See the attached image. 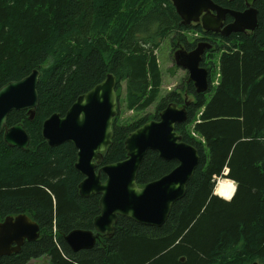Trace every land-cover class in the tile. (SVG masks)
Instances as JSON below:
<instances>
[{
    "label": "trees",
    "instance_id": "16d2710c",
    "mask_svg": "<svg viewBox=\"0 0 264 264\" xmlns=\"http://www.w3.org/2000/svg\"><path fill=\"white\" fill-rule=\"evenodd\" d=\"M256 8L259 23L252 35L215 42L212 54L203 58L201 65L211 73L209 91L196 94L192 83L182 84L181 93L193 99L185 105L187 121L175 131L196 148L199 163L165 223L151 227L119 217L111 237L73 252L63 237L91 228L99 196H79L76 150L70 143L48 147L42 122L54 113L63 116L107 74L116 79L118 111L122 82L126 109L145 110L161 86L153 47L175 31L172 45L191 50L195 42L186 35L202 31L182 26L169 0H0V88L40 72L34 119L14 111L6 120L9 127L23 123L28 149L10 148L0 135V221L26 214L40 233L18 253L0 257V264H31L44 257L47 264H264V0ZM215 53H220L218 63ZM216 64L218 83L212 85ZM182 94L168 93L152 117L124 124L117 116L102 164L124 160L126 136L157 119L168 103L183 105ZM197 117L193 131L200 139L190 134ZM176 165L148 151L136 183L143 186ZM218 177L235 183L230 201L213 195Z\"/></svg>",
    "mask_w": 264,
    "mask_h": 264
},
{
    "label": "water",
    "instance_id": "95a60500",
    "mask_svg": "<svg viewBox=\"0 0 264 264\" xmlns=\"http://www.w3.org/2000/svg\"><path fill=\"white\" fill-rule=\"evenodd\" d=\"M256 0H244L247 9L232 12L215 5L211 0H171L180 24L197 23L202 13L204 31L223 37L252 32L258 26ZM216 11L211 15L209 11ZM234 21L222 30L226 14ZM212 46L197 43L194 49L180 48L174 52L177 67L187 71V83L195 93L209 90L208 71L201 61L205 50ZM40 72L35 69L18 81H10L0 88V135L10 148L26 151L29 135L22 123L9 127L7 117L14 111H26L28 120L34 119L38 106L37 86ZM116 79L107 74L105 79L84 94L79 95L61 116L54 113L41 124L40 134L49 147L70 143L76 150L73 165L83 180L77 185L80 197L99 195V214L93 219V231L73 230L63 237L73 251L92 249L98 235L111 236L118 217L151 227H161L167 220L175 201L182 198L188 181L199 163L196 148L181 140L175 131L177 124L185 123L188 115L184 106L169 103L150 120L130 132L123 145L126 158L102 165V153L111 145L113 119L117 115ZM148 151L165 161H175L176 167L151 182L138 186L136 176ZM105 180L101 181V175ZM38 225L24 214L6 217L0 222V257L18 253L24 242L37 239Z\"/></svg>",
    "mask_w": 264,
    "mask_h": 264
},
{
    "label": "rangeland",
    "instance_id": "374dc122",
    "mask_svg": "<svg viewBox=\"0 0 264 264\" xmlns=\"http://www.w3.org/2000/svg\"><path fill=\"white\" fill-rule=\"evenodd\" d=\"M178 32L172 31L168 32L166 38L163 40H160V44H157L155 48L153 47V55L155 56L157 60V65L161 72V86H160V92L158 95V98L156 101H154L148 108H146L143 111H132L126 109V83H121V88L118 91V95L121 100V109L118 111V116L120 122L124 124H131L135 122L138 118L142 117H152L156 112V107L158 102L163 99L168 93L170 92H177L179 93L181 91V87L183 82H186L187 73L175 66L174 60H173V52L175 49H177L179 46H177V43L173 46L170 42L171 39L173 40L175 34ZM191 34H194V32H191ZM188 37H191V35H188ZM216 41V40H215ZM217 45L221 44L220 41H216ZM150 45L147 44V47ZM214 61L216 63L219 62V53H215L214 55ZM190 97H188L189 99ZM198 117L194 120L196 121ZM191 134V130H190ZM192 136V134H191ZM193 137V136H192ZM194 138V137H193ZM228 170L226 169L225 172ZM219 179H216V188L218 191V194L221 193V188L224 182L218 181ZM49 263V262H48ZM33 264H46L45 258H40V260L33 261Z\"/></svg>",
    "mask_w": 264,
    "mask_h": 264
},
{
    "label": "flooded vegetation",
    "instance_id": "af4514ba",
    "mask_svg": "<svg viewBox=\"0 0 264 264\" xmlns=\"http://www.w3.org/2000/svg\"><path fill=\"white\" fill-rule=\"evenodd\" d=\"M215 5L219 6L220 8L222 9H226V10H230L232 12H236V13H242L244 12L247 7L245 5V2L244 0H223V3H217V1L215 0H211ZM259 0H256L255 3H254V8L257 10L256 8V3L258 2ZM236 3V7H228L230 4L232 3ZM211 15H216V11L212 10V11H209ZM258 12V10H257ZM257 18H258V14H257ZM201 20V19H200ZM258 21H259V18H258ZM233 22V19L232 17L227 13L225 16H224V19L222 20L221 22V27L220 29L222 30L225 26H227L228 24L232 23ZM259 23V22H258ZM197 26L196 27H199L200 29L202 28L201 27V22L198 20V23L196 24ZM192 31V30H191ZM201 33H194V34H191V33H188V35H191V39L193 41V43H209L211 44L212 46L213 43H215V39H218V41H220L222 43V41H224V39L228 38V37H232L233 35H238V34H243V35H246V36H250L253 34L254 31H252L251 33H237V34H231L229 35L228 37L224 38V37H221L218 33H214V32H205L201 29ZM206 36V38H202L203 36ZM215 38V39H214ZM179 43V42H177ZM211 53V50L208 51L207 53L204 54V57H206L207 55H209ZM99 214V212H98ZM97 214V215H98ZM13 215H16V214H12V215H7V216H13ZM6 216V217H7ZM6 217H4L0 222H2ZM90 231H93V225L91 226V228L89 229ZM102 239H104L103 237H100L97 241V243L101 242ZM33 264V262L31 263Z\"/></svg>",
    "mask_w": 264,
    "mask_h": 264
},
{
    "label": "bare ground",
    "instance_id": "6f19581e",
    "mask_svg": "<svg viewBox=\"0 0 264 264\" xmlns=\"http://www.w3.org/2000/svg\"><path fill=\"white\" fill-rule=\"evenodd\" d=\"M207 44H209V43H207ZM209 45H211V44H209ZM212 46V45H211ZM46 142V141H45ZM47 143V142H46ZM49 147V146H48ZM50 148H53V147H50ZM222 190H221V193L220 194H218V195H220L221 197H223V198H225V199H229L232 195H233V193H234V190H235V186L233 185V184H230V183H226V182H224V184L222 185V188H221ZM181 199V198H180ZM179 199V200H180ZM178 201V200H177ZM177 201H175V202H177ZM174 202V203H175ZM40 233V232H39Z\"/></svg>",
    "mask_w": 264,
    "mask_h": 264
}]
</instances>
